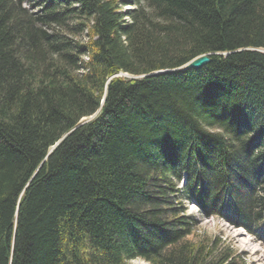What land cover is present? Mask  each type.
I'll return each mask as SVG.
<instances>
[{"label":"trees","instance_id":"16d2710c","mask_svg":"<svg viewBox=\"0 0 264 264\" xmlns=\"http://www.w3.org/2000/svg\"><path fill=\"white\" fill-rule=\"evenodd\" d=\"M190 205L263 233L264 0H0V264H246Z\"/></svg>","mask_w":264,"mask_h":264},{"label":"rangeland","instance_id":"374dc122","mask_svg":"<svg viewBox=\"0 0 264 264\" xmlns=\"http://www.w3.org/2000/svg\"><path fill=\"white\" fill-rule=\"evenodd\" d=\"M124 2H133L134 0H121ZM26 6H29V3H25ZM123 10H129L133 8L132 5H122ZM56 29H61L60 26L54 25ZM64 30V29H63ZM64 32H68L64 30ZM70 37L75 39L86 40V36L83 34H78V36H73L71 33L68 34ZM248 49L249 47H245ZM122 76H128L127 74ZM92 117V116H91ZM89 117L85 120L92 119ZM84 118L81 120L83 122ZM54 147V146H53ZM189 212L194 215H198L197 208L194 205L189 206ZM199 216V215H198ZM262 225L260 226V228ZM259 228V230H260ZM264 227L261 228V232ZM220 235L223 237V241L226 244L232 245L235 247L239 255H241L245 259L246 264H264V230L263 233L259 235L249 234L245 229L234 227L228 222L224 221L221 218L217 217H208L203 218L199 216V224L194 231V233L190 236L193 240L199 239H212L215 236ZM130 264H151L143 259H135L130 262Z\"/></svg>","mask_w":264,"mask_h":264},{"label":"water","instance_id":"95a60500","mask_svg":"<svg viewBox=\"0 0 264 264\" xmlns=\"http://www.w3.org/2000/svg\"><path fill=\"white\" fill-rule=\"evenodd\" d=\"M211 60L212 58L210 57V55H203L200 58H197L192 62L188 63L187 69L188 67L201 68L211 62Z\"/></svg>","mask_w":264,"mask_h":264},{"label":"bare ground","instance_id":"6f19581e","mask_svg":"<svg viewBox=\"0 0 264 264\" xmlns=\"http://www.w3.org/2000/svg\"><path fill=\"white\" fill-rule=\"evenodd\" d=\"M203 55H210V54H203ZM203 55H200V56H198V57H196V58H194V59H192L191 61H189V62H187L185 65H183V66H181L180 68H177V69H175V70H181V71H183V72H185V71H189V70H193V69H200V68H193V67H188V69H187V66H188V63H190V62H192L193 60H195V59H197V58H200L201 56H203ZM210 57H211V55H210ZM210 63V62H209ZM208 63V64H209ZM207 65V64H206ZM202 68V67H201ZM166 69H164V70H161V71H158V72H162V71H165ZM125 74V73H124ZM123 74V75H124ZM126 75V74H125ZM98 112H96L94 115H92V117L91 118H93L96 114H97ZM86 119H88V118H86ZM88 120H83V122H87Z\"/></svg>","mask_w":264,"mask_h":264}]
</instances>
